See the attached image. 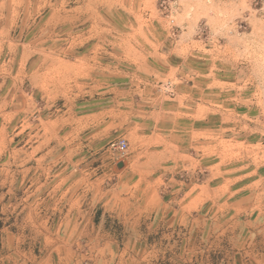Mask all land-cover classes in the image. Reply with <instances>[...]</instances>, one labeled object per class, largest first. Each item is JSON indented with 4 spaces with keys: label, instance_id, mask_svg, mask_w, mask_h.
<instances>
[{
    "label": "rangeland",
    "instance_id": "rangeland-1",
    "mask_svg": "<svg viewBox=\"0 0 264 264\" xmlns=\"http://www.w3.org/2000/svg\"><path fill=\"white\" fill-rule=\"evenodd\" d=\"M230 2L0 0V264H34L48 253L46 199L30 185L39 169L28 146L60 141L72 125L78 129L69 139L83 140L76 118L94 108L106 120L116 109L128 115L132 99L149 121H160L163 110L169 125L180 118L188 145L186 165L166 164L154 182L163 204L186 206V213L175 215L180 225L161 239L154 236L150 251L142 240L138 263L228 264L216 234L230 221L232 248L259 253L255 264H264V90L248 80L228 41L214 35L208 13ZM248 2L264 13V0ZM98 73L112 82L94 90L104 97L90 100L84 83ZM115 83L123 96L117 102L106 91ZM123 129L109 142H127L124 155L115 151L121 160L135 155L138 143ZM104 221L120 231L115 219ZM244 226L247 238L237 237Z\"/></svg>",
    "mask_w": 264,
    "mask_h": 264
},
{
    "label": "crops",
    "instance_id": "crops-1",
    "mask_svg": "<svg viewBox=\"0 0 264 264\" xmlns=\"http://www.w3.org/2000/svg\"><path fill=\"white\" fill-rule=\"evenodd\" d=\"M100 75L105 76L98 73L84 83L90 100L104 97L101 91L94 90L112 82L101 81ZM106 91L113 94L111 99L115 102L122 96L116 83ZM139 104L132 99L128 115L127 111L116 109L108 120L103 111L95 108L76 118L85 132H77L83 134V140L69 139L78 129L72 125L60 141L28 146L34 150L33 160L39 169L30 185H34V193L42 189L46 199L41 205L42 226L44 245L49 246L48 253L36 258L34 264H139L142 240L150 251L155 235L161 239L162 234L180 225L174 217L185 214L186 206L175 210L163 204L154 182L162 180L166 164L186 165L187 129L179 125L180 118L169 125L172 119L166 110L156 112L160 121H149L150 116L141 112ZM135 105L138 108L134 109ZM149 126L157 131L147 133ZM124 127L129 131L125 136L138 140L133 147L137 155L121 160L109 142L122 134ZM97 209L100 214L96 220ZM193 209L198 211L197 207ZM105 218L115 219L120 231L116 232ZM235 223H222L216 234L218 246L228 247L224 251L228 264H255L259 253L246 254L232 248ZM145 229L149 230L146 234ZM247 235L248 228L244 226L237 237ZM258 237L262 239L264 234Z\"/></svg>",
    "mask_w": 264,
    "mask_h": 264
},
{
    "label": "clouds",
    "instance_id": "clouds-1",
    "mask_svg": "<svg viewBox=\"0 0 264 264\" xmlns=\"http://www.w3.org/2000/svg\"><path fill=\"white\" fill-rule=\"evenodd\" d=\"M217 8L221 9L218 15ZM208 13L217 23L214 35L228 41L238 62L245 65L248 80L264 90V13L253 9L248 0L211 6ZM241 23H247L248 28L242 30Z\"/></svg>",
    "mask_w": 264,
    "mask_h": 264
},
{
    "label": "built area",
    "instance_id": "built-area-1",
    "mask_svg": "<svg viewBox=\"0 0 264 264\" xmlns=\"http://www.w3.org/2000/svg\"><path fill=\"white\" fill-rule=\"evenodd\" d=\"M128 144L124 139H119L110 143V148L120 155H124L127 150Z\"/></svg>",
    "mask_w": 264,
    "mask_h": 264
}]
</instances>
